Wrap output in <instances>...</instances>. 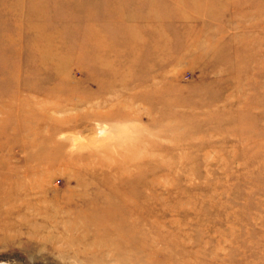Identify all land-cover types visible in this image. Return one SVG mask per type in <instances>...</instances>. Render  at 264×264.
Segmentation results:
<instances>
[{"label":"rangeland","instance_id":"obj_1","mask_svg":"<svg viewBox=\"0 0 264 264\" xmlns=\"http://www.w3.org/2000/svg\"><path fill=\"white\" fill-rule=\"evenodd\" d=\"M0 264H264V0H0Z\"/></svg>","mask_w":264,"mask_h":264}]
</instances>
